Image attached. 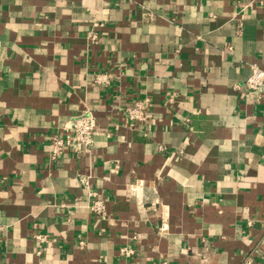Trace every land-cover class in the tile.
<instances>
[{"label": "crops", "instance_id": "crops-1", "mask_svg": "<svg viewBox=\"0 0 264 264\" xmlns=\"http://www.w3.org/2000/svg\"><path fill=\"white\" fill-rule=\"evenodd\" d=\"M251 64L264 0H0V264H264ZM87 113L92 150L50 160Z\"/></svg>", "mask_w": 264, "mask_h": 264}, {"label": "built area", "instance_id": "built-area-1", "mask_svg": "<svg viewBox=\"0 0 264 264\" xmlns=\"http://www.w3.org/2000/svg\"><path fill=\"white\" fill-rule=\"evenodd\" d=\"M249 76L236 89H242L245 94L258 96L264 88V70L256 64L249 65ZM100 80V79H98ZM150 99L144 97L134 101L124 109V114L130 126L142 124L148 120L150 111ZM96 135V120L90 114L76 117L65 127L62 133H55L49 138V158L55 160L66 150L74 153H87L93 148L94 137ZM160 150H163L160 147ZM91 198L86 207L95 215H103L104 203L98 199L93 192L88 193ZM37 239L43 240L40 235Z\"/></svg>", "mask_w": 264, "mask_h": 264}]
</instances>
